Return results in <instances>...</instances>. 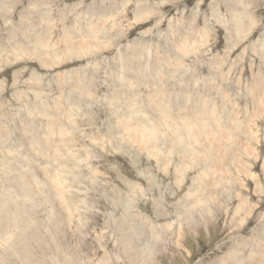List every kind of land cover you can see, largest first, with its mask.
<instances>
[{"label": "rangeland", "instance_id": "374dc122", "mask_svg": "<svg viewBox=\"0 0 264 264\" xmlns=\"http://www.w3.org/2000/svg\"><path fill=\"white\" fill-rule=\"evenodd\" d=\"M262 78L264 0H0V199L12 210L0 264H221L242 244L250 255L264 224ZM198 121L231 157L203 159L187 133ZM143 127L148 143L133 134ZM180 129L194 163L175 147ZM52 176L67 210L50 202ZM51 226L64 231L50 238Z\"/></svg>", "mask_w": 264, "mask_h": 264}, {"label": "bare ground", "instance_id": "6f19581e", "mask_svg": "<svg viewBox=\"0 0 264 264\" xmlns=\"http://www.w3.org/2000/svg\"><path fill=\"white\" fill-rule=\"evenodd\" d=\"M243 16V15H242ZM242 16H240L241 17V19H244ZM240 17L238 16V15H236V22H235V24H236V28H237V30H238V33H241V35H243L242 34V30H244V23L243 22H240ZM248 19V18H247ZM247 21V20H246ZM245 32V31H244ZM247 32V31H246ZM237 33V34H238ZM239 35V34H238ZM238 40V39H237ZM77 45H81L80 43L79 44H77ZM73 48V47H72ZM77 49V48H76ZM77 51V50H76ZM74 52V51H73ZM80 52V51H79ZM75 53V52H74ZM72 54V53H71ZM76 54V53H75ZM243 60V59H242ZM56 64V63H55ZM262 79H264V78H262ZM259 85V84H258ZM255 88H258V87H255ZM253 89V88H252ZM258 89H263L264 90V80L263 81H261V87L259 86V88ZM263 90H261V91H263ZM259 93V90H258V92L256 93V94H258ZM259 97V96H258ZM256 112V111H255ZM204 121V120H203ZM52 125V124H51ZM57 125H59L58 123H57ZM61 125V124H60ZM53 126V125H52ZM64 126V125H63ZM57 127V126H56ZM50 128H51V126H50ZM60 127H58V128H56V129H59ZM52 129H54V130H56L55 129V126H54V128L52 127ZM51 129V130H52ZM50 129H49V131H51ZM54 130H52L51 131V133L50 134H47L48 135V137H49V139L47 138V140H49L50 141V147H52V145H54V141H55V139L53 138V137H55V136H59V134H60V132H57V134H54L55 132H54ZM60 130V129H59ZM136 130V129H135ZM48 132V131H47ZM59 133V134H58ZM131 133V132H130ZM187 133H188V136H189V138L190 139H195V141L197 142V143H200V145H201V147L203 148V150H204V152H205V154L202 156L203 157V159L204 160H206V159H210V157H213V156H215V155H222L223 153L226 155V156H228V157H231V153H230V151H228L227 149H226V146L221 142L220 143V141L217 143V146L215 145V144H212L211 142H213V141H210V140H208V141H206L207 140V138H209L210 137V135H211V137L213 136H215L214 135V133L212 132V126L208 123H206V122H202V121H198V122H195V123H193L192 124V126L190 127V130H188L187 131ZM61 134H63V136H64V131H63V133H61ZM65 134H66V132H65ZM134 136L136 137V138H138L140 141H142V142H144V143H148L149 142V140H151V137L153 136V134H154V130L151 128V127H143V128H141V129H139V130H136L134 133ZM183 135H185V136H183ZM186 135L187 134H185L184 132H182V130L180 129V130H177L176 131V135H175V147L178 149V150H183V149H185V148H188V150L190 151V153H188V154H186L187 156H189L190 158L188 159V160H184V161H186V162H193V161H195V160H197L198 158H197V153L194 151V148H192L191 146H193V145H188L189 147H184V145H185V143L186 142H188V144H189V141H187V139L186 138H188V137H186ZM208 135V136H207ZM35 137V136H34ZM47 137V136H46ZM65 137H66V135H65ZM211 137H210V139H211ZM39 139H41V138H39ZM39 139L36 137L35 138V140H33L32 141V143H31V145H32V148H34V149H37L36 147H39L40 145H42L41 143H40V141H39ZM217 139V138H216ZM54 140V141H53ZM58 140H60L59 138H58ZM43 141V140H42ZM45 141V140H44ZM173 142V141H172ZM52 144V145H51ZM174 144V143H173ZM194 144V143H193ZM209 144L210 145H212L213 146V148H211V146H210V148H209ZM57 145V144H56ZM145 145V144H144ZM36 146V147H35ZM43 146V145H42ZM24 147V146H23ZM143 147V146H142ZM153 147V146H152ZM151 147V148H152ZM44 148V147H43ZM52 148H54V147H52ZM3 149V148H2ZM153 150V149H152ZM246 151V150H245ZM7 152V151H6ZM35 152V151H34ZM54 152H55V149H54ZM161 159V158H160ZM217 159V157L216 158H214V162H215V160ZM31 160V159H30ZM212 161H213V159H212ZM166 162V161H165ZM169 162V161H168ZM198 162V161H197ZM200 162V161H199ZM216 162H217V160H216ZM194 163V162H193ZM212 163V162H211ZM195 164H197V163H195ZM212 164H214V163H212ZM184 165V164H183ZM12 166L14 167V165H9V166H5L6 168V170L8 171L7 173H10V172H16L15 170L17 169L16 167V169H11L12 168ZM214 166V165H213ZM246 170V169H245ZM248 171V170H247ZM6 172V171H5ZM18 172H20L19 170H18ZM206 172V171H205ZM21 174H23V172L21 171L20 172ZM20 173H18L17 174V172L16 173H13V175H14V177H16L17 178V182L19 183V185L21 186L22 185V187H26V186H28V183L29 184H34L33 182H35L33 179H31V178H25V181L23 182L22 180H24L23 179V176L25 175H22L21 176V174ZM4 176V175H3ZM26 176V175H25ZM27 177V176H26ZM255 178V177H254ZM27 179V180H26ZM5 180V179H4ZM59 180H61L60 178H58V179H56V177L55 176H52V178H51V180H49L48 181V184H47V186H48V190H49V192H50V198H51V200H50V202H51V204H55V203H60L63 207H61V208H64V209H66L67 210V206H68V202H67V199H66V195L64 194V189L62 188V185H61V183H60V181ZM62 182V181H61ZM182 183V182H181ZM31 184V185H32ZM36 184V183H35ZM94 184V183H93ZM37 186V185H36ZM36 186H33V188L32 189H34L35 191H36V193H37V191H39V189H37L36 188ZM18 187V186H17ZM47 188V187H46ZM1 190V189H0ZM27 191V190H26ZM46 192V191H45ZM145 193V192H144ZM29 194V193H28ZM15 195V194H14ZM199 196V195H198ZM197 196V197H198ZM226 196V195H225ZM189 198H191V197H189ZM192 198H194V199H196V197H192ZM201 198V197H200ZM200 198H198V200H200ZM131 199V198H130ZM193 199V200H194ZM243 199V198H242ZM192 200V199H191ZM193 200H192V202H193ZM197 200V201H198ZM245 200V202H246V199H244ZM187 201V200H186ZM190 201V200H189ZM198 203H201V201L199 202L198 201ZM198 203H196V204H198ZM195 204V205H196ZM58 205V204H57ZM188 205V204H187ZM245 205V204H244ZM184 206V205H183ZM205 206V205H204ZM10 207V208H9ZM57 207V206H56ZM208 207V206H207ZM243 207V206H242ZM241 207V208H242ZM194 208V207H193ZM197 208V207H196ZM205 208V207H204ZM203 208V209H204ZM123 209V208H122ZM209 210V209H208ZM239 210V209H238ZM11 205L8 203V202H6V203H2V199H0V216H2V215H7L8 213H10L11 214ZM59 211V210H58ZM185 211V210H184ZM10 214H8V215H10ZM251 214V213H250ZM190 215H191V213H190ZM237 216V215H236ZM58 217H59V215H58ZM61 217V216H60ZM59 217V218H60ZM236 218V217H235ZM61 220H63L62 221V224L60 225V228L61 229H63V227H64V230L66 231V225L64 224V223H66L67 222V224H68V217L66 216V213H65V215L63 214V219H61ZM70 220V219H69ZM18 221V223H17V225L19 226V225H23V227L25 226V227H27L28 226V219H25L22 215L20 216V218H19V220H17ZM32 221V220H31ZM30 221V222H31ZM33 222V221H32ZM264 222V221H263ZM129 224V223H128ZM261 224V226H260V228H259V230H257V232L255 233V234H257V237L256 236H252V237H250L251 239H246V242H247V245H248V250L251 252V256L250 255H248V254H245V247H244V244H242V245H240L239 247H242V249L240 250V252L238 253V254H235V253H233V252H230V258H227L226 256H223L222 257V261H220L221 262V264H249V263H252L253 261H254V259L257 257L258 259H264V224H262V223H260ZM52 227H56V226H51L50 228H49V233L51 234V235H49L50 236V238L51 237H55L56 238V236H57V234H59V231L57 230V232H56V230H54L55 228H52ZM19 228V227H18ZM58 229V228H57ZM126 229H127V227H126ZM63 230V231H64ZM63 231H60V232H63ZM39 232V231H38ZM56 232V233H55ZM180 232V231H179ZM74 234V233H73ZM61 235V234H60ZM138 235V234H137ZM142 235V234H141ZM21 236V235H20ZM66 236V235H65ZM36 237H40L39 236V233H37V235H36ZM43 237V236H42ZM47 237H48V235H47ZM17 238V237H16ZM50 238H49V240H50ZM58 238H59V235H58ZM129 238V237H128ZM137 238V237H136ZM150 238V237H149ZM155 238V237H154ZM263 238V239H262ZM46 239V238H45ZM54 239V238H53ZM1 240V239H0ZM261 240V241H260ZM242 241V240H241ZM132 243V242H131ZM246 244H245V246H247ZM129 246V245H128ZM139 246V245H138ZM154 246V245H153ZM252 246V247H251ZM239 247H237V249L239 248ZM137 248V247H136ZM246 249V250H247ZM152 252V251H151ZM252 252H254V253H252ZM248 253V252H247ZM235 254V255H234ZM256 255V256H255ZM258 259H256L257 261H258ZM252 261V262H251ZM263 262V261H262ZM257 264H259V263H257Z\"/></svg>", "mask_w": 264, "mask_h": 264}]
</instances>
